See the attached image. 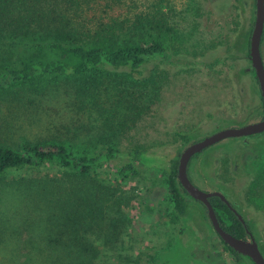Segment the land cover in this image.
<instances>
[{"label":"rangeland","instance_id":"obj_1","mask_svg":"<svg viewBox=\"0 0 264 264\" xmlns=\"http://www.w3.org/2000/svg\"><path fill=\"white\" fill-rule=\"evenodd\" d=\"M118 1L111 12L122 28L117 40L146 23V37L161 41L166 56L138 70L95 71L85 93L78 84L87 77L65 76L0 91V147L53 143L87 157L108 147L141 151L140 174L119 178V161L83 179L50 165L7 172L0 178V264H74L68 252L77 249L67 241L78 234L97 252L93 264H252L223 250L196 201L189 218L178 219L166 181L169 161L187 146L180 134L194 142L264 116L250 62L226 46L253 25L255 0ZM44 7L54 16L0 34V71L58 59L30 45L56 36L71 43L73 30L80 44L90 43L82 35L95 30L97 17L87 7L55 0ZM189 174L200 189L234 203L264 251V135L216 144L191 161Z\"/></svg>","mask_w":264,"mask_h":264},{"label":"trees","instance_id":"obj_2","mask_svg":"<svg viewBox=\"0 0 264 264\" xmlns=\"http://www.w3.org/2000/svg\"><path fill=\"white\" fill-rule=\"evenodd\" d=\"M47 1L49 0H0V34L11 28H20L23 24L36 23L42 18L40 16L48 19L50 16H54V13L50 9L46 10V12L42 11ZM55 1L66 9H70L71 7L75 9L87 7L93 13L92 15L97 17L95 21L96 26L94 25L95 30L92 33L86 32L82 35L86 38L92 36L90 43L80 44L81 34L74 30L71 35L74 36L75 40H67L71 43L66 42L67 37L62 38L61 36V38L59 36L49 38L46 42L33 43V45H30L32 49L53 52L58 55V59L48 62H24L19 68L4 66L0 71L1 92L36 82V80L45 77L65 76L73 78L87 77L85 82L78 84L79 91L85 93L96 82V77L91 75L95 71L106 68L138 70L146 63L166 56V51L161 41L155 40L150 36L146 37V33H144L146 23H138L128 30L127 38L122 41L117 40L116 33L122 30V28L117 16L111 12L115 11L114 8L119 3L118 0ZM99 14H102V16ZM252 22L250 23L252 24ZM252 27L253 25H249L234 40L228 39L226 41V46L230 50L233 49V53L242 54L243 58L248 62H250L249 39ZM64 33L69 32L65 31ZM64 33L60 34L66 36ZM263 42L264 38L262 36L260 53L264 64ZM175 55H180V52L176 51ZM67 59L73 60V62H68ZM220 63H224V60L217 59L214 62L216 65ZM250 73L256 81L254 71L251 68ZM260 100L262 103L260 114L264 115V102L261 97ZM179 137L182 146L188 145L193 140L191 135L188 134H180ZM200 154H196L193 159L199 157ZM142 155L143 152L141 151L121 152L115 148L108 147L104 152L93 157L77 156L65 147L53 143L32 144L24 142L17 151L0 147V178L14 169L50 165L64 169L69 180L73 177L83 179L89 177L98 169L119 161L122 163L119 166H113L114 172L119 178L127 179L140 174L139 165L141 164ZM177 166L178 157L169 161L166 182L176 217L187 220L191 212L189 201L192 199L178 182ZM190 167L191 164L188 165L187 172L191 180L189 174ZM209 202L222 229L235 238L245 239L247 235L244 225L238 220L232 210L218 197L209 198ZM200 206L204 211L200 213V218L206 220V210L203 205L200 204ZM63 213L67 215V220L69 217L68 212L64 210ZM245 224L251 232V228L247 222ZM180 232L182 234L183 229ZM80 240L82 238L78 234L74 239L67 241L68 247L71 246L77 249L76 251H69L68 256L73 259L74 264H93V260L98 257L97 252L88 248L90 246L85 247V244L80 243ZM222 245L225 252L235 258H241L239 254L227 245L223 243ZM259 249L263 255L264 251L260 247ZM76 252L78 253L73 254ZM73 255L76 257L74 258Z\"/></svg>","mask_w":264,"mask_h":264},{"label":"water","instance_id":"obj_3","mask_svg":"<svg viewBox=\"0 0 264 264\" xmlns=\"http://www.w3.org/2000/svg\"><path fill=\"white\" fill-rule=\"evenodd\" d=\"M264 31V0H255L254 23L249 39V59L251 69L254 71L258 84L260 96L264 102V64L260 53V44ZM264 132V117L253 123H248L240 127H230L221 129L200 140L188 144L178 157L177 179L186 194L194 201L199 202L206 210L207 219L221 242L231 248L242 257L248 258L253 264H264V257L260 252L258 243L251 232L247 229L245 221L229 204L226 197L218 191H204L197 187L188 177L187 167L191 158L205 149L212 147L226 139L244 138ZM218 197L236 215L238 220L246 228L247 238L239 239L230 235L220 226L209 198Z\"/></svg>","mask_w":264,"mask_h":264},{"label":"flooded vegetation","instance_id":"obj_4","mask_svg":"<svg viewBox=\"0 0 264 264\" xmlns=\"http://www.w3.org/2000/svg\"><path fill=\"white\" fill-rule=\"evenodd\" d=\"M261 97V96H260ZM264 117V116H263ZM243 126V125H242ZM240 127V126H239ZM261 135H264V132L263 133H261V134H257V135H253V136H250V138L251 137H257V136H261ZM244 138H247V137H244ZM249 138V137H248ZM195 142V141H194ZM192 143V142H191ZM215 146V145H214ZM213 147V146H212ZM209 148H211V147H209ZM209 148H207V149H209ZM195 156V155H194ZM193 156V157H194ZM193 157L191 158V160L189 161V163H188V165L189 164H191V161L193 160ZM188 168V167H187ZM187 174H188V172H187ZM191 182H192V180H191ZM227 199V198H226ZM228 200V199H227ZM228 202H229V204H230V206L232 207V205H233V209L239 214V212L237 211V209H236V207H235V205H234V203H232V201L230 200H228ZM233 212V211H232ZM234 213V212H233ZM243 218V217H242ZM244 219V218H243ZM245 221V220H244ZM246 222V221H245ZM246 225V224H245ZM247 226V225H246ZM245 228V227H244ZM245 232H246V228H245ZM251 234H252V232H251ZM246 238H247V236H246ZM248 259V258H247ZM249 260V259H248Z\"/></svg>","mask_w":264,"mask_h":264}]
</instances>
